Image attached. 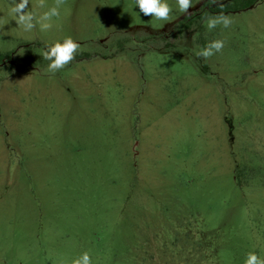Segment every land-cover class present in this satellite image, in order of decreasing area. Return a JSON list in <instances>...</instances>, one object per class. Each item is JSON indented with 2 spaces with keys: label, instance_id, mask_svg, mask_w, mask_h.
Returning <instances> with one entry per match:
<instances>
[{
  "label": "rangeland",
  "instance_id": "rangeland-1",
  "mask_svg": "<svg viewBox=\"0 0 264 264\" xmlns=\"http://www.w3.org/2000/svg\"><path fill=\"white\" fill-rule=\"evenodd\" d=\"M207 1L168 0L159 21L134 0H66L50 30L25 32L0 0V52L19 49L0 70V264L264 258V0L175 39ZM68 36L91 57L56 73L21 47Z\"/></svg>",
  "mask_w": 264,
  "mask_h": 264
},
{
  "label": "clouds",
  "instance_id": "clouds-1",
  "mask_svg": "<svg viewBox=\"0 0 264 264\" xmlns=\"http://www.w3.org/2000/svg\"><path fill=\"white\" fill-rule=\"evenodd\" d=\"M178 10L184 14H190L189 9L194 7L193 0H175ZM217 3L218 0H211ZM66 3V0H54L49 6L47 0H37L36 8L47 9L37 14L35 8L30 10L28 5L30 0H10L9 14L15 19L16 24L25 32H31L35 28L40 31H48L53 27V18L60 16V9ZM134 4L139 8L140 13L145 16H151L159 21H169L173 11L168 0H134ZM208 30H213L218 26L223 28L231 27L233 20L229 15L220 13L208 16L205 20ZM225 42L222 39H216L208 43L204 48L196 52L198 57L205 60L210 59L216 53L223 50ZM80 44L72 37H65L62 41H56L46 47L42 56L48 60V71L56 73L69 65L76 57L80 50ZM70 264H93L92 256L89 251L82 252L79 256L73 258ZM244 264H264V258H261L254 251L247 253Z\"/></svg>",
  "mask_w": 264,
  "mask_h": 264
},
{
  "label": "trees",
  "instance_id": "trees-1",
  "mask_svg": "<svg viewBox=\"0 0 264 264\" xmlns=\"http://www.w3.org/2000/svg\"><path fill=\"white\" fill-rule=\"evenodd\" d=\"M263 0H227L222 3H212L211 1L204 2L200 8L195 10L191 15L184 17L175 26L173 37L180 39L186 32L193 30H201L203 24L208 16L224 13L230 15L233 13H239L249 10L258 5ZM51 44H24L21 47H27L29 50L42 48L46 50V47ZM18 51L13 50L9 52H0V70L6 71L8 74H13L15 69V63L18 59ZM90 54H76L77 60L88 59ZM21 67H19L20 69Z\"/></svg>",
  "mask_w": 264,
  "mask_h": 264
}]
</instances>
